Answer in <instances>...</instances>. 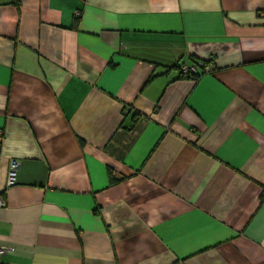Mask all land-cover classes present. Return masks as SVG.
Instances as JSON below:
<instances>
[{"label":"crops","instance_id":"0c3cea01","mask_svg":"<svg viewBox=\"0 0 264 264\" xmlns=\"http://www.w3.org/2000/svg\"><path fill=\"white\" fill-rule=\"evenodd\" d=\"M0 197V264H264V0H0Z\"/></svg>","mask_w":264,"mask_h":264},{"label":"built area","instance_id":"2783aa9c","mask_svg":"<svg viewBox=\"0 0 264 264\" xmlns=\"http://www.w3.org/2000/svg\"><path fill=\"white\" fill-rule=\"evenodd\" d=\"M181 72L185 75V76H189L191 74H196V68H190L187 65H182L181 66ZM21 169L20 163L17 160H13L11 162V168L9 171V175H8V186H12L16 183L17 181V176L18 173ZM5 207V202L4 200L0 197V209ZM10 252V249L4 247V246H0V259L5 256L7 253Z\"/></svg>","mask_w":264,"mask_h":264},{"label":"trees","instance_id":"16d2710c","mask_svg":"<svg viewBox=\"0 0 264 264\" xmlns=\"http://www.w3.org/2000/svg\"><path fill=\"white\" fill-rule=\"evenodd\" d=\"M201 74L200 73L191 74V75H189L187 77L198 79L201 76ZM180 77H184V74L182 73ZM110 182L111 183H115L116 182V179L113 177L112 173H110Z\"/></svg>","mask_w":264,"mask_h":264}]
</instances>
